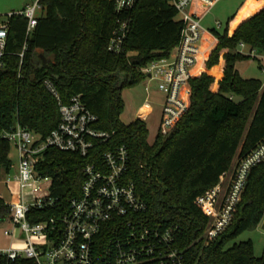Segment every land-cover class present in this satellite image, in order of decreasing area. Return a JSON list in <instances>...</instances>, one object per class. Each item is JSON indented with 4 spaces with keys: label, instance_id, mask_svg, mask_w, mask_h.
I'll return each instance as SVG.
<instances>
[{
    "label": "trees",
    "instance_id": "1",
    "mask_svg": "<svg viewBox=\"0 0 264 264\" xmlns=\"http://www.w3.org/2000/svg\"><path fill=\"white\" fill-rule=\"evenodd\" d=\"M39 3L41 13L22 60L16 53L26 41L27 19H10L6 65L0 69V172L12 165L4 130L18 123L42 140L59 123L58 103L45 88V79L54 83L64 103L80 95L97 115L96 127L112 135L89 157L55 148L44 152L37 171L52 179L50 196L57 206L31 207L28 221L34 224L65 213L69 200L80 192L85 165L124 145L129 155L126 179L147 203L152 220L180 226V246L188 248V264H264V255L255 256L251 240L235 242L240 233L264 219V160L251 169L232 223L208 244L210 218L197 203L264 139V82L243 77L236 69L237 62L252 57L240 51L241 44L254 51L257 60L264 54V7L232 35L227 27L210 31L217 44L204 69L202 64L203 71L190 80L186 110L168 134L159 133L150 144L142 119L121 121V91L144 80L141 68L168 57L178 43L182 22L170 1L138 0L121 15L115 12L114 0ZM258 8L246 6L242 16ZM127 17L131 21L124 50L110 52L116 19ZM212 45V40L206 42L204 59ZM10 216V207L0 197V221ZM0 264L36 263L0 255Z\"/></svg>",
    "mask_w": 264,
    "mask_h": 264
},
{
    "label": "built area",
    "instance_id": "2",
    "mask_svg": "<svg viewBox=\"0 0 264 264\" xmlns=\"http://www.w3.org/2000/svg\"><path fill=\"white\" fill-rule=\"evenodd\" d=\"M137 1L114 0L115 12L125 14ZM169 1L182 22L179 41L168 57L141 68L145 79L156 81L164 96L161 135L170 132L189 104L190 80L203 71L196 70L203 50L201 17L219 0ZM195 3L203 5L201 12L192 9ZM38 9L41 6L35 0L22 10L0 15V69L6 65L10 19L14 16L27 19L26 41L16 53L22 60L27 38L37 25ZM130 21L129 17L116 19L107 47L110 52L119 54L124 50ZM219 27L220 23H216V28ZM240 51L254 53L245 44L240 45ZM43 84L58 103L60 119L56 128L42 140L18 123L2 133L18 153L15 179L20 186V198L7 204L11 212L9 220L23 233L24 246L0 249V255L9 260L32 259L36 264H188V248L180 246V226L152 220L147 214V203L133 182L126 179L129 155L124 145L103 152L101 160L85 165L80 192L69 200L65 213L34 224L28 221L31 207L57 206L50 196L52 179L37 171L44 152L55 148L89 157L96 145L108 142L112 135L96 127L98 117L81 101L80 95H73L64 103L51 80L45 79ZM263 160L264 139L238 162L229 176H221L209 194L198 198L197 203L210 218L206 244L230 226L251 169ZM9 234L5 231V235Z\"/></svg>",
    "mask_w": 264,
    "mask_h": 264
},
{
    "label": "rangeland",
    "instance_id": "3",
    "mask_svg": "<svg viewBox=\"0 0 264 264\" xmlns=\"http://www.w3.org/2000/svg\"><path fill=\"white\" fill-rule=\"evenodd\" d=\"M239 1L240 0H220L210 10V13L207 14L205 19L202 20L201 26L203 28L211 26L213 20L223 18L224 12L226 13L231 7H235ZM34 2L35 0H0V15H6L10 11L22 10L32 5ZM40 13L41 10L38 9L36 14L40 15ZM221 20L223 21V25H225L226 19ZM224 27L225 26H223L221 30H223ZM253 56H255V53L252 54L251 58L239 61L237 63V68L243 77L258 78L264 82V58L257 60ZM261 56H264V54ZM121 95L124 103L120 114L121 121L129 123L133 118L143 115V120L148 130L147 141L152 144L160 131L164 104V96L158 91L156 81L144 79L134 85L125 86L121 91ZM16 154L14 146L10 144V156L13 162H16ZM12 191L14 192V190ZM15 191L18 192L17 195L19 199V184L18 187L15 188ZM10 227V221H0V247H4L10 242L11 237H7L4 234V230ZM247 240L252 241L255 256L260 257L264 255V230L261 228V224L240 233L236 237L235 242Z\"/></svg>",
    "mask_w": 264,
    "mask_h": 264
},
{
    "label": "crops",
    "instance_id": "4",
    "mask_svg": "<svg viewBox=\"0 0 264 264\" xmlns=\"http://www.w3.org/2000/svg\"><path fill=\"white\" fill-rule=\"evenodd\" d=\"M219 1H217L214 5H216ZM252 4L258 6L259 8L256 11L251 12L247 16H242L243 15L242 14L243 9L246 6H250ZM214 5L211 7V9L214 7ZM263 7H264V0H240L239 2H237L235 7H231L230 10H228L226 13L224 12V16L221 19H226L225 25H223V21L221 19H215V20H213V23L211 26L205 27V28L202 27L203 32H204L203 33V49L205 48L207 41H211V40L213 41L212 47L207 52L206 60L208 59L211 51L213 50V48L217 44V39L210 32L212 29L216 28V23H220V27L217 29H221V28H223V26H225L228 29V34L232 35L233 32L237 29V27L242 22H244L249 17H251L252 15L257 13ZM192 9L195 11L201 12L203 9V5H200L199 3H195L194 7ZM210 10L207 13H205L204 15H202L201 22L203 19H205L207 14L210 13ZM220 14H222V13H220ZM257 58L262 59V58H264V56L257 55ZM202 64H203V69H204L205 62H202ZM236 69L239 71V69L237 68V64H236ZM239 73L241 74L240 71H239ZM136 118L143 120L144 116L143 115L137 116V117L133 118V120ZM16 153H17V151H16ZM9 157H10V160L12 162L11 168L9 169V171H5L2 169L0 172V197L5 201L6 204L11 202V201L18 200V195H17L18 192L15 191V188L18 187V182L15 179L17 172H18V162H19L18 153L16 154V162H13V159L11 158L10 154H9ZM12 190H14V192ZM7 221H10V220H7ZM5 231L10 232L9 235H5V236L11 237V240L4 247H0V249L22 248L24 246V235L21 232V230H19L17 227H15L11 223V227L9 229L4 230V234H5Z\"/></svg>",
    "mask_w": 264,
    "mask_h": 264
},
{
    "label": "bare ground",
    "instance_id": "5",
    "mask_svg": "<svg viewBox=\"0 0 264 264\" xmlns=\"http://www.w3.org/2000/svg\"><path fill=\"white\" fill-rule=\"evenodd\" d=\"M204 60V52H201L200 53V62H199V64L197 65V68H196V70L197 71H199L200 69H201V67H202V61Z\"/></svg>",
    "mask_w": 264,
    "mask_h": 264
},
{
    "label": "water",
    "instance_id": "6",
    "mask_svg": "<svg viewBox=\"0 0 264 264\" xmlns=\"http://www.w3.org/2000/svg\"><path fill=\"white\" fill-rule=\"evenodd\" d=\"M261 228L264 230V219H263V221L261 223Z\"/></svg>",
    "mask_w": 264,
    "mask_h": 264
}]
</instances>
